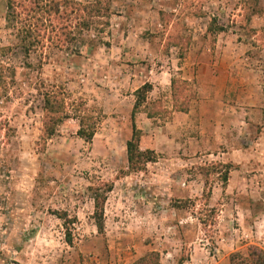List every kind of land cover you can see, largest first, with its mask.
I'll list each match as a JSON object with an SVG mask.
<instances>
[{"label": "rangeland", "instance_id": "374dc122", "mask_svg": "<svg viewBox=\"0 0 264 264\" xmlns=\"http://www.w3.org/2000/svg\"><path fill=\"white\" fill-rule=\"evenodd\" d=\"M7 1L0 0V264H134L149 252L176 264L193 238L177 222L191 216L199 238L214 242L222 230L238 241L234 252L264 250V0H108L96 19L106 25L28 55L5 20ZM145 84L151 91L132 117ZM51 92L49 106H60L63 118L46 131ZM132 124L147 160L135 170L126 152ZM80 128L93 138L80 137ZM203 135L209 144L196 150ZM236 147L249 150L239 170L245 178L229 185L236 166L212 153ZM188 182L202 196L178 203L171 192ZM217 190L228 194L210 199ZM220 203L236 233L219 219ZM172 208L182 213L172 218Z\"/></svg>", "mask_w": 264, "mask_h": 264}, {"label": "trees", "instance_id": "16d2710c", "mask_svg": "<svg viewBox=\"0 0 264 264\" xmlns=\"http://www.w3.org/2000/svg\"><path fill=\"white\" fill-rule=\"evenodd\" d=\"M106 7L109 10L108 0H93L88 4H81L77 0H8L5 20L8 26L14 30L20 49L24 54L28 55L38 49L44 50L45 53L53 45L62 49L66 45L75 44L78 42L77 36H83L90 32L97 24L106 25L96 20L103 17L100 12ZM90 38V36L87 37L88 42L93 41ZM149 91H151V86L145 84L135 92L132 117L145 101ZM45 97V104H48V108L45 107L46 115H50L51 112H54V115L50 116L52 124L44 123V130L52 131L54 125L59 124L63 116L60 106L56 108V111H53V108L49 106L54 99V93H48ZM54 102L57 103V101ZM77 134L90 141L94 136V131L86 134L80 128ZM139 134L135 124H132V136L126 143V152L128 164L133 170L147 162L143 158L145 153L137 148ZM95 208L99 210V204L96 201ZM95 218L97 231L101 232L103 229L102 213H96ZM67 242H70L69 238ZM229 263L264 264V250L257 246H250L244 254L241 252L230 254ZM134 264H159V255L149 252Z\"/></svg>", "mask_w": 264, "mask_h": 264}, {"label": "crops", "instance_id": "0c3cea01", "mask_svg": "<svg viewBox=\"0 0 264 264\" xmlns=\"http://www.w3.org/2000/svg\"><path fill=\"white\" fill-rule=\"evenodd\" d=\"M204 138H207V135H203L201 138L196 139V145L195 149H202L206 148L209 144V140L205 141ZM213 146V145H212ZM249 152V150H243L242 148L236 147L234 149H228L227 151L220 150L217 153H212L214 155L215 159L223 160V161H229L232 162L235 166L236 169L234 170V173L231 175V178H228L225 182V184L229 185L232 183V181L236 180V182H242L245 178V175H243L239 170L242 168V161L241 158L243 156V152ZM246 152V153H247ZM252 152V151H251ZM190 183L193 182H188V186H186L185 183L182 184V188L177 187L176 189H173L171 192V195L180 203L182 200L188 199H195L196 197H201L202 193L201 191L197 192L191 190ZM197 183V182H196ZM199 184V182H198ZM240 184V183H239ZM202 184H200L198 190H202ZM228 194L227 192L221 193L219 190L212 191L210 195V199L212 200H218L222 198V196ZM233 194V193H230ZM244 193H237V195H242ZM252 194V193H250ZM170 195V196H171ZM220 213H223V217L219 218L221 221H224L226 224V230L228 232L233 231L236 233V229L234 227H229L227 221L229 222V218L225 215L226 210H221L223 208V204H218ZM196 208V206H195ZM170 214L172 218H177L180 213H182V210H179L177 208H172L170 211ZM225 213V214H224ZM218 217V216H217ZM190 218V217H189ZM226 221V222H225ZM177 224L180 226V228H187L188 230L192 231L193 233V238L189 244L190 248V253L188 255L187 260L185 261H177L176 264H229L228 257L231 253L234 251L238 250V241H236L235 236L234 238L228 237V234H225L222 230L219 231V236H217L214 239V242H210L207 240V238H199V236L196 234V229L197 227L199 230L201 229V224L198 218L191 216V219L187 220L184 217L179 218ZM221 223H219L220 225ZM230 235H232L230 233ZM210 244L211 247L208 246ZM260 248L262 246L258 244ZM263 249V248H262ZM179 252V249L176 247L174 250L175 256H177ZM168 255H171L170 253ZM175 264V261H172Z\"/></svg>", "mask_w": 264, "mask_h": 264}]
</instances>
